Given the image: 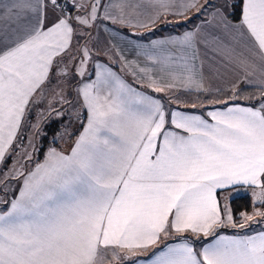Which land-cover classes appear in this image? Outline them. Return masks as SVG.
<instances>
[{
	"label": "snow or ice",
	"instance_id": "obj_1",
	"mask_svg": "<svg viewBox=\"0 0 264 264\" xmlns=\"http://www.w3.org/2000/svg\"><path fill=\"white\" fill-rule=\"evenodd\" d=\"M193 9L199 23L151 41L158 51L143 53L168 79L137 70L154 91L200 94L211 91L209 78L238 72L233 95L239 96L235 90L243 81L260 90L258 106L209 111L211 122L180 110L169 113L159 99L96 63L95 79L74 88L87 125L70 152L49 148L31 172L13 174L23 177L18 196L0 201L8 205L0 212V264H113L173 231L207 237L219 227H243L227 206L221 212L217 191L252 186L260 189L253 192L254 204H264V0H212L206 6L200 0H0V163L30 106L47 99L46 89L56 102L53 107L48 101L49 112L62 116L63 105L75 110L57 77L68 76L58 58L71 50L77 26L91 29L97 20H109L147 27L165 14L188 17ZM79 39L88 36L81 33ZM106 51L116 54L112 47ZM80 56L75 73L83 77L91 58L86 44ZM21 147L30 160L27 146L17 145V151ZM240 215L252 220L264 212ZM149 260L264 264V232L216 235L199 251L184 238L157 249Z\"/></svg>",
	"mask_w": 264,
	"mask_h": 264
},
{
	"label": "crops",
	"instance_id": "obj_2",
	"mask_svg": "<svg viewBox=\"0 0 264 264\" xmlns=\"http://www.w3.org/2000/svg\"><path fill=\"white\" fill-rule=\"evenodd\" d=\"M108 0H101L102 4L107 3ZM206 2L211 3L212 0H200L202 5H205ZM73 16L77 15V12L69 9ZM115 9H113V13L116 14ZM209 16L205 17L210 18ZM196 15V10L193 9L189 14ZM192 15V16H194ZM49 16L52 17L53 14L49 12ZM183 16H172L169 14L163 15L156 23H149L147 27H130L124 23H112L109 20H97V22L91 27V29L81 28L79 26L76 27V34L73 36L72 40V48L71 50L65 54L63 57L58 58L61 60V63H65L66 66L70 69V74L72 75V81H74L75 86L79 85L81 81L87 82L89 80H94L97 69L95 68L96 63H100L102 65H107L111 70L116 73L123 81L127 84L131 85L138 92L147 94L156 99H159L161 103L165 106L167 112H171L173 110H180L186 113H192L203 116L205 119H208L211 122V118L208 116V112L212 110H224L227 107L233 106L234 104H240L245 106H258L261 94L260 90L257 88L246 87L245 83L241 81L236 88V92L239 93V96L233 95V90L231 88V84L233 81L237 79L239 76L238 72L229 71L228 73L222 76H213L207 80L206 86L211 89L210 92L205 94H200L199 92H184L183 90H169L165 88L163 91L157 92L153 90V87H149V81L143 73H140L138 68H147L148 75H151L154 79H160L163 76L164 80H167L168 77L164 73L161 72L160 66L156 64L155 61L148 60L144 55V51H158L153 50L151 48V41H158L169 36H176L182 34L186 30H191L195 23H199V21H193L186 26L177 27H169L166 30L159 29L158 25L164 22H169L173 20H185ZM141 20H145L146 17H139ZM182 22V21H181ZM83 33L88 36L87 40L79 39V35ZM87 45L91 53V58L87 60V71L84 73L83 77H78L75 73V68L79 67L77 61L80 60V48L83 45ZM143 46V47H141ZM109 47L115 49V55L106 51ZM118 58H123L122 63H118ZM129 61H134L135 63H128ZM207 75V73H206ZM73 88V90H74ZM216 89H221V91H215ZM107 90L104 91L105 94ZM179 97V99H177ZM72 103H77L79 107L77 109V113H79L80 119L76 120L77 123V131L72 132L69 138L61 140V142L54 141L52 143L53 148L57 151L68 153L70 152L72 146L75 141L78 139L79 135L83 132L84 127L87 125V112L84 109L82 102L79 101L76 92L74 90V97L70 100ZM77 101V102H76ZM227 102V103H225ZM37 104L31 105L28 109L24 122L21 125L19 131L17 132L16 141L13 143L12 147L8 150L5 159L2 163H0V170L4 164V162L9 158V156H13L14 154H20V150L17 151V145L22 140V132L26 127V120L28 119V115L32 113V108L36 107ZM66 105H63L64 108ZM66 119L62 124H65ZM69 121V120H68ZM66 127H60L57 132H62L64 129H69V124H65ZM166 127H171V125H166ZM24 141L27 140V135L23 137ZM63 138V137H62ZM10 157V158H11ZM9 162V161H8ZM21 184V183H20ZM20 184L15 189V194L8 201L17 197L19 191L22 187ZM260 190L259 188H254L252 186L238 185L232 188H228L221 191H217V199L221 205V212L223 213L222 207V194H227V196L236 195V193H245L246 196H251L250 192H255ZM248 193V194H247ZM239 197L238 196H234ZM232 198V199H233ZM7 203H4L0 206V212H3L7 208ZM233 217V216H232ZM234 219V217H233ZM235 222V220H233ZM264 232V230H253L248 227H233L232 225L219 227L215 234H209L207 237L202 233L195 234L191 231L185 232H170V234L166 237H162L161 240L146 250L139 249L136 251L135 255L129 257L128 260L114 261L113 264H132L133 261L138 260V264H150L149 257H151L152 253L159 248H162L165 244L168 243H179L184 238L190 239L197 251L201 249L202 246L212 242L215 239L216 235H224L228 237H248L255 236L258 233Z\"/></svg>",
	"mask_w": 264,
	"mask_h": 264
},
{
	"label": "rangeland",
	"instance_id": "obj_3",
	"mask_svg": "<svg viewBox=\"0 0 264 264\" xmlns=\"http://www.w3.org/2000/svg\"><path fill=\"white\" fill-rule=\"evenodd\" d=\"M59 67L65 68L68 71L67 77H57V79H60L62 82V86L65 88V96L68 100H71L74 97V81H72V75L70 74V69L66 66L65 63H60ZM47 92V99L42 98V102L38 103L36 107L32 108V113L30 116L28 115V119L26 120V127L22 132V140L19 143V145L27 146V152L31 154V159H26V153L25 148H20V154L13 155L9 162H4L1 170H0V201H8L9 198L14 196L15 189H17L18 185L20 186L23 183V177L22 176H16L14 178L13 174L17 171H23L25 173L31 172L36 164L43 163L46 153L49 148H53L52 143L54 142V136L56 137L57 142H61L63 139L69 138L72 132L77 131V123H76V114L77 109L79 108L77 106V103H74L76 105L75 110H73L71 107L66 105L63 110L62 116H56L54 112H49V100H52V97L54 93L50 89H46ZM77 102V101H76ZM53 107L56 106V102L52 100ZM54 118H63L66 119V123L69 124V129H64L62 132H50L49 127L51 125V121ZM69 120V121H68ZM65 123V124H66ZM65 124H62L61 127H66ZM35 126V127H34ZM72 131V132H71ZM39 133V134H38ZM25 134L27 135V140L24 143L22 142L24 140ZM63 137V138H62ZM17 187V188H16ZM260 190L257 191V194H259ZM248 194V193H247ZM251 196V202H252V210L249 212H243L247 215H253V213L258 208L259 211L264 212V204L255 203L254 200L257 199V197L253 196V193H249ZM245 196V193H236V195L227 196V194H222L221 200H222V207L227 206L232 216V205H231V199L234 196ZM236 198V197H235ZM4 203L0 202V206H2ZM258 205V206H257ZM235 220V218L233 219ZM239 223H236V225L243 224V227H248L250 229L256 230H264V216H254V219L252 220H244L240 218Z\"/></svg>",
	"mask_w": 264,
	"mask_h": 264
},
{
	"label": "trees",
	"instance_id": "obj_4",
	"mask_svg": "<svg viewBox=\"0 0 264 264\" xmlns=\"http://www.w3.org/2000/svg\"><path fill=\"white\" fill-rule=\"evenodd\" d=\"M207 4H209V2H206L205 6ZM192 15H194V14H191L190 17L185 18V20H180L179 19V20H173V21L161 23V24L158 25V27L161 30H166L167 28L172 27V26L179 28L181 26L188 25L190 22H191V24H193L195 22L193 18L196 15H194V16H192ZM61 122H64L63 118H61V119H59V118L52 119L51 125L49 127V131L50 132H57L60 129V127L62 126ZM10 157L11 156H9V158H7V160L5 162H8L10 160ZM231 205H232V212H233V215H234L236 223L240 222L239 220L241 218V215H240L241 213L249 212V211L252 210V207H253L252 202H251V198L249 196H246V195L245 196H239V197L231 199Z\"/></svg>",
	"mask_w": 264,
	"mask_h": 264
}]
</instances>
